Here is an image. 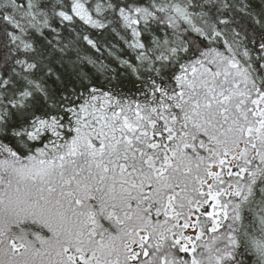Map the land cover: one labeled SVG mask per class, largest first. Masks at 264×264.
Wrapping results in <instances>:
<instances>
[{"label": "snow or ice", "instance_id": "6c2138e0", "mask_svg": "<svg viewBox=\"0 0 264 264\" xmlns=\"http://www.w3.org/2000/svg\"><path fill=\"white\" fill-rule=\"evenodd\" d=\"M0 264H264V0H0Z\"/></svg>", "mask_w": 264, "mask_h": 264}]
</instances>
